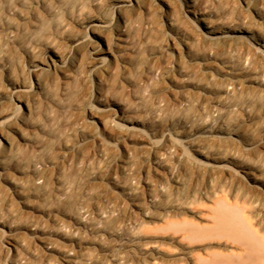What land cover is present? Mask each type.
<instances>
[{
    "label": "bare ground",
    "instance_id": "obj_1",
    "mask_svg": "<svg viewBox=\"0 0 264 264\" xmlns=\"http://www.w3.org/2000/svg\"><path fill=\"white\" fill-rule=\"evenodd\" d=\"M255 18L264 0H0V264H264Z\"/></svg>",
    "mask_w": 264,
    "mask_h": 264
},
{
    "label": "rangeland",
    "instance_id": "obj_2",
    "mask_svg": "<svg viewBox=\"0 0 264 264\" xmlns=\"http://www.w3.org/2000/svg\"><path fill=\"white\" fill-rule=\"evenodd\" d=\"M253 23L254 24H261L263 26V28H264V19L255 18ZM194 26L199 31L197 25H194ZM250 45H251V47H253L255 49L257 48L255 45H253L251 43H250ZM173 235H174L173 233H169V234L164 236L165 238L162 237L164 239H162L161 237L158 238V240L162 241L161 242V246L162 245L163 246L161 247V250L165 253V255H168V256H175L179 252L178 248H182L186 244V242L179 243V244L175 243L176 240L178 239L179 235H174V236ZM208 244H209L208 246L212 247L211 250H210L212 252H222L223 249L230 248L229 244L225 243V241H223V240L222 241H217V240L208 241ZM176 247H178V248H176Z\"/></svg>",
    "mask_w": 264,
    "mask_h": 264
}]
</instances>
